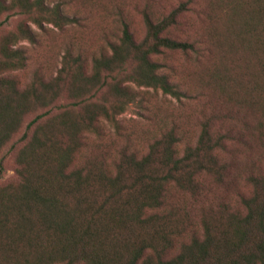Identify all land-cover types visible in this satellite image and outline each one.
I'll list each match as a JSON object with an SVG mask.
<instances>
[{
    "label": "trees",
    "instance_id": "16d2710c",
    "mask_svg": "<svg viewBox=\"0 0 264 264\" xmlns=\"http://www.w3.org/2000/svg\"><path fill=\"white\" fill-rule=\"evenodd\" d=\"M230 6L232 19L244 11L243 35H255L259 45L253 50L259 71L243 85V103L252 110L241 121L244 131L213 135L206 121L196 146L182 156L170 133L141 157L123 152L111 171L74 163L101 119L117 124L137 87L184 96L160 61L165 52L194 50L166 35L183 5L162 20L146 17L139 42L124 21L120 40L93 59L89 73L68 53L55 78L20 89L3 76L26 67L18 41L36 44L35 29H61L78 19L46 0H0V18L6 16L0 28L11 17L22 20L0 48V152L35 115L13 145L17 181L0 186V264H264V173H245L251 192L231 199L240 177L237 153L250 141L244 132L259 137L264 161V0ZM3 173L1 162L0 180ZM172 187L189 197L200 231L190 211L167 203Z\"/></svg>",
    "mask_w": 264,
    "mask_h": 264
},
{
    "label": "rangeland",
    "instance_id": "374dc122",
    "mask_svg": "<svg viewBox=\"0 0 264 264\" xmlns=\"http://www.w3.org/2000/svg\"><path fill=\"white\" fill-rule=\"evenodd\" d=\"M46 1L51 6L60 4L63 11L76 17L78 22L61 29L50 24L41 30L35 29L36 44L27 40L18 41L15 47L25 52L26 67L3 76L12 79L20 89L36 79L48 81L55 78L68 53L75 58L80 57L89 73L93 59L109 54V44L120 40L124 21L139 42L146 35V17L162 20L178 11L182 5L183 11L166 35L194 44L193 51L165 52L160 60L162 73L184 96L177 99L160 90L137 87L136 101L117 117V124L101 119L98 133L87 136L85 145L76 157L75 166L93 162L113 171L123 152L141 157L148 152L151 142L170 133L176 139V151L182 156L187 148L196 146L206 121L210 122L213 135L244 131L241 121L252 110L247 103H243L247 93L243 85L253 82L252 75L259 71V54L253 51L259 45L255 35H243L244 11H240L239 18L230 17V4L240 0ZM243 3L248 6V1ZM5 19L6 16L1 17L0 22ZM21 21L17 16L11 17L0 28V48ZM34 116L26 117L21 130L0 152V163L4 166L0 186L17 181L15 159L18 148L15 149L13 145L22 138ZM244 135L250 141L249 146L240 148L237 153L240 159L237 173L240 177L231 194L234 202L238 193L252 190L246 177H243L245 173H264V161L261 159L263 148L259 137H252L247 131ZM202 179L206 184L214 183L210 177L203 176ZM212 189L216 190L215 186ZM167 201L169 205L178 204L191 212L189 197L174 187L170 189ZM191 213L192 222L200 231L197 215Z\"/></svg>",
    "mask_w": 264,
    "mask_h": 264
}]
</instances>
